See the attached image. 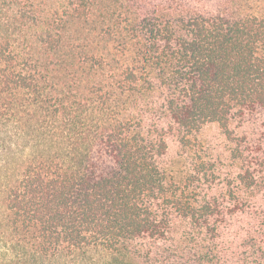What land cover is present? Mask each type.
<instances>
[{"label": "trees", "instance_id": "obj_1", "mask_svg": "<svg viewBox=\"0 0 264 264\" xmlns=\"http://www.w3.org/2000/svg\"><path fill=\"white\" fill-rule=\"evenodd\" d=\"M257 110L264 0H0V264H264ZM209 122L240 171L198 194L162 161Z\"/></svg>", "mask_w": 264, "mask_h": 264}, {"label": "rangeland", "instance_id": "obj_2", "mask_svg": "<svg viewBox=\"0 0 264 264\" xmlns=\"http://www.w3.org/2000/svg\"><path fill=\"white\" fill-rule=\"evenodd\" d=\"M263 120L262 110L249 111L243 119L235 115L231 121L233 134L247 133L249 137H258L263 130L260 126ZM233 148L234 143L221 126L209 122L190 136L187 143L179 133L170 134L162 167L169 181L182 189L195 188V193L203 194L210 185L217 190L221 183L233 181L237 176L240 163L232 157ZM190 184L193 186L189 188Z\"/></svg>", "mask_w": 264, "mask_h": 264}]
</instances>
